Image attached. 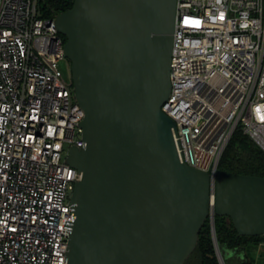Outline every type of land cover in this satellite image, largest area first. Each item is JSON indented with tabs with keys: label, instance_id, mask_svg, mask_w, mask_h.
I'll return each instance as SVG.
<instances>
[{
	"label": "water",
	"instance_id": "obj_1",
	"mask_svg": "<svg viewBox=\"0 0 264 264\" xmlns=\"http://www.w3.org/2000/svg\"><path fill=\"white\" fill-rule=\"evenodd\" d=\"M178 0H75L56 16L67 40L84 148L67 163L81 174L67 264H186L207 220L241 236L264 235V177L179 160L171 93Z\"/></svg>",
	"mask_w": 264,
	"mask_h": 264
},
{
	"label": "built area",
	"instance_id": "obj_2",
	"mask_svg": "<svg viewBox=\"0 0 264 264\" xmlns=\"http://www.w3.org/2000/svg\"><path fill=\"white\" fill-rule=\"evenodd\" d=\"M173 37L179 160L214 175L238 127L264 150V0H178ZM65 43L39 0H0V264L68 263L86 112Z\"/></svg>",
	"mask_w": 264,
	"mask_h": 264
},
{
	"label": "trees",
	"instance_id": "obj_3",
	"mask_svg": "<svg viewBox=\"0 0 264 264\" xmlns=\"http://www.w3.org/2000/svg\"><path fill=\"white\" fill-rule=\"evenodd\" d=\"M75 0H39V8L43 18L56 17L61 12L74 6ZM65 41L67 38L63 35ZM219 169L245 175L264 177V150L241 127L233 134L219 163ZM216 240L220 252L228 262L238 257L240 264H253L245 250L252 244L264 242L263 236L249 237L237 233L228 217L216 216ZM244 255V256H243ZM186 264H221L212 233V225L207 220L199 234V242Z\"/></svg>",
	"mask_w": 264,
	"mask_h": 264
},
{
	"label": "rangeland",
	"instance_id": "obj_4",
	"mask_svg": "<svg viewBox=\"0 0 264 264\" xmlns=\"http://www.w3.org/2000/svg\"><path fill=\"white\" fill-rule=\"evenodd\" d=\"M71 66H72L71 61L68 58H66L65 60L61 62V69L64 72L65 76L68 78H72ZM68 147L69 146H67V148ZM66 155L67 154H65V156ZM253 243L250 244L245 250V253L248 256V259L253 264H264V242L259 245H255Z\"/></svg>",
	"mask_w": 264,
	"mask_h": 264
},
{
	"label": "crops",
	"instance_id": "obj_5",
	"mask_svg": "<svg viewBox=\"0 0 264 264\" xmlns=\"http://www.w3.org/2000/svg\"><path fill=\"white\" fill-rule=\"evenodd\" d=\"M244 256V255H243ZM238 258V257H237ZM238 261H239V258H238Z\"/></svg>",
	"mask_w": 264,
	"mask_h": 264
}]
</instances>
